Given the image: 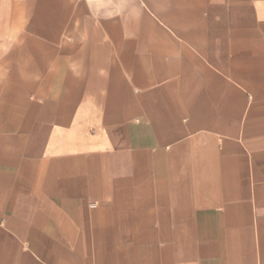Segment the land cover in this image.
Segmentation results:
<instances>
[{"label": "crops", "instance_id": "obj_1", "mask_svg": "<svg viewBox=\"0 0 264 264\" xmlns=\"http://www.w3.org/2000/svg\"><path fill=\"white\" fill-rule=\"evenodd\" d=\"M0 264H264V0H0Z\"/></svg>", "mask_w": 264, "mask_h": 264}]
</instances>
